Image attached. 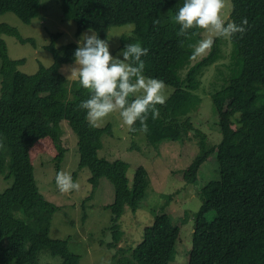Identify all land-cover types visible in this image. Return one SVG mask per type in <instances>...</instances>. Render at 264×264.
<instances>
[{
	"label": "trees",
	"instance_id": "16d2710c",
	"mask_svg": "<svg viewBox=\"0 0 264 264\" xmlns=\"http://www.w3.org/2000/svg\"><path fill=\"white\" fill-rule=\"evenodd\" d=\"M183 2L60 0V9L64 20L74 21L76 35L91 29L104 39L110 27L133 25L130 36H120L118 48L137 42L147 48L148 54L141 57L145 64L143 74L162 80L172 89L166 103L157 105L159 118L153 120L149 113L148 132L139 131L137 122L133 133L143 134L151 146L165 139L183 142L197 137L198 153L181 174L187 183L196 182L207 152L205 133L194 128L189 117L201 102L195 92L204 70L227 57L222 61L225 88L214 95L227 96V90L228 95L234 93L248 107H238L239 126L225 133L215 147L218 178L202 187V204L194 219L187 264H264V0H231L229 21L240 24L247 18V31L228 39L227 53H223L220 38H214L211 50L194 64L191 62L196 57L192 58V52L202 39L201 31L194 30L198 34L187 38L177 35L179 26L174 23V16ZM39 11L40 0H0V14L13 13L26 24ZM2 35L12 36L21 44L35 45L17 28L0 23V172L7 168L5 178L12 179L0 193V264H39L42 251L59 257L58 264H79V256L70 252L67 240L48 235L45 217L59 207L38 190L30 148L49 138L57 153L53 162L58 169L65 154L61 122H67L77 137L78 167L89 170L92 190L100 178H106L113 186V200L104 207L111 214L113 242L107 243L109 249L120 235L119 221L125 207L135 213L145 198L150 182L148 172L138 166L129 187L127 162L97 156L102 136L110 135V125L89 126L86 112L78 108L89 98L88 91L78 81L67 89V79L60 72L62 65L74 63L76 43L55 47L60 33H51L44 48L52 54V64L40 65L35 73L26 74L17 69L25 59L8 57ZM75 176L73 172L72 179ZM15 208L21 210L24 220L13 217ZM154 217L144 227L141 241L131 249L132 259H117L116 264H169L180 225L166 213Z\"/></svg>",
	"mask_w": 264,
	"mask_h": 264
},
{
	"label": "rangeland",
	"instance_id": "374dc122",
	"mask_svg": "<svg viewBox=\"0 0 264 264\" xmlns=\"http://www.w3.org/2000/svg\"><path fill=\"white\" fill-rule=\"evenodd\" d=\"M225 4L221 15L228 23L231 0H225ZM0 23H7L17 28L24 38L34 40L35 45L29 42L21 44L12 36L2 35L8 57L25 59L17 69L26 74L35 73L40 65L48 67L52 64L53 56L44 48V45L49 43L51 33H60L55 41V47L72 42L78 45V41L82 43V34H91L89 30L79 35L75 34L74 21L62 18L60 0H40L39 15L28 24L10 12L0 14ZM132 29L133 25L127 24L110 27L107 31L104 39L108 41L110 53L114 57L122 50L118 48L120 36H130ZM200 35L207 38L211 34L201 31ZM220 41L223 53H227L228 39L220 38ZM208 52L197 56L191 64L198 62ZM226 59L227 57L222 61ZM222 61L204 70L201 84L195 92L201 102L197 109L189 114L194 128L205 133L207 137V152L198 168L195 183L183 181L181 174L198 153L197 137L192 136L183 142L165 139L161 144L151 146L143 134L129 132L117 113L111 114L97 126L110 125L111 128L109 136H102V148L97 151L98 157L108 161L121 159L127 162L126 177L129 187L132 186L133 174L138 166H143L150 178L145 198L136 212L132 213L125 207L119 221L120 235L111 249L107 247V243L113 242L110 230L111 214L104 207L113 200V186L106 178H100L98 185L92 190V185L88 182L89 170L78 167L77 137L67 122H61L64 130L61 145L65 149V154L58 169L53 162L57 153L53 147L54 143L49 138L42 139L30 148L29 156L38 190L47 201L59 207L50 217H48L50 213L45 217V226L49 223L48 235L51 238L67 240L70 252L79 256V264H116L117 259L122 261L132 259L131 249L141 241L144 227L149 226L154 216L161 213L168 214L173 222L180 225L178 240L169 264H187L194 219L202 203V187L208 181L218 178L215 147L225 133L239 126L241 109L238 107L242 106L244 109L248 107L247 104L243 105L245 102L234 93L233 96L232 93L228 95L227 90L225 91L227 96L214 95L225 88L223 78L226 69ZM72 65L64 64L60 67V72L67 79V89L75 81L67 78L70 75L68 69ZM171 92L172 89L166 85L164 91L166 97ZM155 146L157 148H154ZM61 171L70 174L71 177L72 173L76 172L73 181L79 183V191L63 194L57 189L55 175ZM7 173V168L4 173L0 172V193L11 184L12 179L5 178ZM12 215L16 219L24 220L19 208H15ZM116 251H119L116 258H112ZM38 262L58 264L60 258L42 251L38 255Z\"/></svg>",
	"mask_w": 264,
	"mask_h": 264
},
{
	"label": "clouds",
	"instance_id": "9594fccd",
	"mask_svg": "<svg viewBox=\"0 0 264 264\" xmlns=\"http://www.w3.org/2000/svg\"><path fill=\"white\" fill-rule=\"evenodd\" d=\"M225 6V0H184L175 14L178 36L187 38L190 34L197 35L194 30L211 34L198 40L192 58L210 51L214 38L230 39L237 33L243 36L247 31V18L242 19L240 24L225 22L221 15ZM89 32L91 34H82V43L78 41L73 53L74 63L68 69L70 75L67 78L78 81L89 93V98L82 101L78 108L86 112L90 127H97L111 114L117 113L129 132L137 131L134 126L139 122V131L146 134L149 113L153 120L159 118L157 105H164L167 99L165 83L143 74L145 64L141 57L148 54V49L139 42L126 44L114 57L108 41L99 38L91 29ZM55 183L63 194L80 189L79 183L63 171L56 173Z\"/></svg>",
	"mask_w": 264,
	"mask_h": 264
}]
</instances>
